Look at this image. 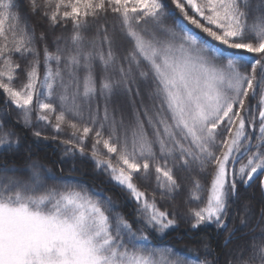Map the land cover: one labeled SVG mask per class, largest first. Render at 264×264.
Wrapping results in <instances>:
<instances>
[{"label": "snow or ice", "instance_id": "6c2138e0", "mask_svg": "<svg viewBox=\"0 0 264 264\" xmlns=\"http://www.w3.org/2000/svg\"><path fill=\"white\" fill-rule=\"evenodd\" d=\"M28 7L39 35L0 0L3 108L123 200L30 157L0 166V264H212L206 242L203 259L163 243L178 220L213 226L225 264H264V0ZM19 143L0 120V158ZM253 188L258 213L232 211Z\"/></svg>", "mask_w": 264, "mask_h": 264}, {"label": "trees", "instance_id": "16d2710c", "mask_svg": "<svg viewBox=\"0 0 264 264\" xmlns=\"http://www.w3.org/2000/svg\"><path fill=\"white\" fill-rule=\"evenodd\" d=\"M17 2L20 14L36 29L37 35H39L40 31H42L43 21L31 14L28 0H17ZM64 35L67 36L68 33L65 32ZM5 111L7 115H0V120H4L6 125L16 132L19 137V158L16 159L9 154L0 158V166L25 167L26 160L30 157L32 161H39L54 174L83 180L89 186L95 187L97 190H103L118 202L123 200V194L103 181L102 177L94 178L91 161L80 158L73 160L71 157L64 156L63 148L51 140L44 141L41 139L37 142V138L31 134V131L19 123V116L16 110L14 108L7 110L3 108V97L0 96V113ZM157 199L159 202V197ZM259 200L260 194L255 188L242 192L240 202L234 206L232 211L241 212V205L247 202L249 207L258 213L260 207ZM177 204L183 209V197L177 201ZM121 210L127 215L131 212V206H125ZM223 239L224 237L211 225L207 228L202 227L200 230H193L189 223H186L184 220H178L177 229L172 231L170 235H167V239L163 243L172 245L178 250L192 249L193 254H198L203 259L205 257L203 244L206 242L211 249V254L207 256V259L212 264H217V261L219 264H225L226 250L222 247Z\"/></svg>", "mask_w": 264, "mask_h": 264}]
</instances>
